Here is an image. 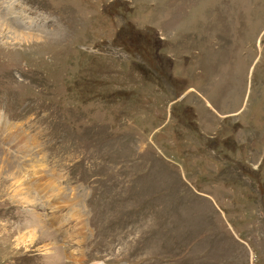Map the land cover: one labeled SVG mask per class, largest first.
I'll return each instance as SVG.
<instances>
[{"label": "rangeland", "instance_id": "374dc122", "mask_svg": "<svg viewBox=\"0 0 264 264\" xmlns=\"http://www.w3.org/2000/svg\"><path fill=\"white\" fill-rule=\"evenodd\" d=\"M0 264H264V0H0Z\"/></svg>", "mask_w": 264, "mask_h": 264}, {"label": "bare ground", "instance_id": "6f19581e", "mask_svg": "<svg viewBox=\"0 0 264 264\" xmlns=\"http://www.w3.org/2000/svg\"><path fill=\"white\" fill-rule=\"evenodd\" d=\"M75 260V259H74Z\"/></svg>", "mask_w": 264, "mask_h": 264}]
</instances>
